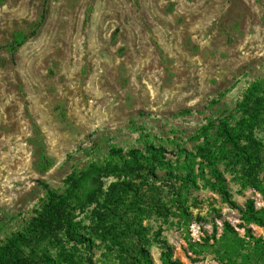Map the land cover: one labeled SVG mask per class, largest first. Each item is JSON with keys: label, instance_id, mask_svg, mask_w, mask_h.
I'll use <instances>...</instances> for the list:
<instances>
[{"label": "rangeland", "instance_id": "1", "mask_svg": "<svg viewBox=\"0 0 264 264\" xmlns=\"http://www.w3.org/2000/svg\"><path fill=\"white\" fill-rule=\"evenodd\" d=\"M260 78L264 0H0V242L32 215L47 186L63 189L74 169L102 161L111 144L141 147L145 129L191 147L207 118L233 108ZM226 176L239 205L253 198L264 206L259 192L239 194ZM113 180L102 178L104 189ZM94 187L84 184L79 196ZM177 191L160 181L143 186L140 221L149 232L121 239L146 246L156 264L159 237L186 264H222L190 243H202L214 223L220 234L224 221L244 235L241 213L215 191H192L184 205ZM95 206L77 208L76 220L90 224ZM68 247L86 264H123L100 240Z\"/></svg>", "mask_w": 264, "mask_h": 264}, {"label": "trees", "instance_id": "2", "mask_svg": "<svg viewBox=\"0 0 264 264\" xmlns=\"http://www.w3.org/2000/svg\"><path fill=\"white\" fill-rule=\"evenodd\" d=\"M46 17L42 11L36 34ZM25 37L15 39L16 46ZM221 96H224L223 94ZM220 99L213 100L216 104ZM264 128V79L250 84L233 108L207 118L206 123L188 138L191 147L182 139L158 137L142 129L141 147L125 150L111 144L102 161H92L87 167L74 169L63 181V189L47 186L28 219H22L0 242V264H86L74 247L90 249L96 240L109 250L116 248L123 264H156L146 246L132 247L122 237L137 235L146 239L149 228L140 221L143 186L150 181L166 182L177 188L178 202L185 204L192 191L208 189L241 213L240 228L244 235L224 221L219 234L217 225L203 238L191 242L194 254L210 249L222 264H264V236L256 235L250 225L264 228V206L257 207L249 198L244 206L234 200L226 174L240 186L238 191L253 188L264 202V138L258 132ZM113 177L106 189L102 178ZM95 186L79 196L84 184ZM95 203L90 224L76 220L77 208ZM161 264H186L175 257L174 246L159 237ZM54 250V252H52Z\"/></svg>", "mask_w": 264, "mask_h": 264}]
</instances>
